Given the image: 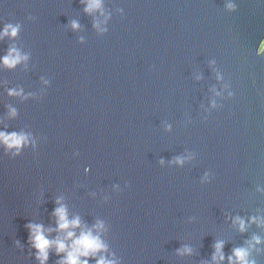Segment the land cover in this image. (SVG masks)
Listing matches in <instances>:
<instances>
[{
    "label": "water",
    "instance_id": "1",
    "mask_svg": "<svg viewBox=\"0 0 264 264\" xmlns=\"http://www.w3.org/2000/svg\"><path fill=\"white\" fill-rule=\"evenodd\" d=\"M102 11L0 0V28L20 25L0 56L15 46L28 57L0 67V130L36 141L17 157L0 146V262L36 264L24 225L49 226L59 196L88 226L104 221L121 264H211L217 240L227 257L264 238L230 219L264 218V3L102 0ZM177 156L188 159L170 163ZM183 246L191 254L178 255ZM252 257L264 264V250Z\"/></svg>",
    "mask_w": 264,
    "mask_h": 264
},
{
    "label": "clouds",
    "instance_id": "2",
    "mask_svg": "<svg viewBox=\"0 0 264 264\" xmlns=\"http://www.w3.org/2000/svg\"><path fill=\"white\" fill-rule=\"evenodd\" d=\"M80 2L86 14L90 15L99 11L100 15H104L102 0H80ZM261 2L264 3V0H261ZM226 7L229 10L235 9V5L231 2L227 3ZM107 20L108 16H104V20L94 21L93 27L100 33H104L107 29L100 25ZM69 26L74 31L80 28L79 23L75 20L70 21ZM19 28V24H4L0 28V40H3L4 37L15 38ZM77 42L83 44V37H79ZM256 54L264 55V39L259 41ZM27 59V55H22L15 46H11L5 51L4 55L0 56V67L13 69L21 62L27 61ZM217 79H220V77L217 76ZM219 94L216 93V95ZM6 95L28 98L27 95L23 94L22 89L9 88L6 90ZM231 95L232 93H229V96ZM6 107L8 108V115L15 117L16 110L10 106ZM35 144L36 141L31 133L0 130V146L3 147L6 154L10 152L12 157L20 156L25 148L35 147ZM186 159L188 157L177 156L170 163L182 166ZM159 163L163 164V159ZM85 171L88 172L90 169L86 167ZM207 176L208 173L205 172L204 178H207ZM125 187H128L127 183ZM54 204L55 207L50 213L51 223L49 226L46 227L43 223H36L31 220L24 225L28 233L26 243L29 248V255L36 261V264H48L50 253L57 257L55 264H90V261H94V264H121L115 253L109 252L108 244L102 238L103 233L106 231L103 220L96 219L91 226H88L82 222L79 215L69 214L62 196L56 197ZM230 219L240 233H244L249 224L255 223L257 227H264V218L261 217H249L247 222L239 215ZM224 244L225 241L217 240L212 245L211 264H224L226 259L227 264H257L252 257V253L253 251L260 252L264 250L259 247L264 244V238L259 235H253L249 240H246L244 246L234 247L227 257H225L223 251ZM13 245L23 252V246L18 240H14ZM176 251L178 255H186L191 254L192 249L183 246Z\"/></svg>",
    "mask_w": 264,
    "mask_h": 264
}]
</instances>
